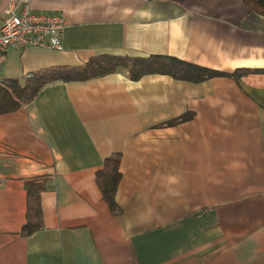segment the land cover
Here are the masks:
<instances>
[{"label":"crops","instance_id":"0c3cea01","mask_svg":"<svg viewBox=\"0 0 264 264\" xmlns=\"http://www.w3.org/2000/svg\"><path fill=\"white\" fill-rule=\"evenodd\" d=\"M33 6L65 14L64 49L11 47L4 78L102 54L251 72L58 80L0 114V264H264V16L243 0ZM115 153L119 214L97 182ZM39 177L43 225L25 236L27 184Z\"/></svg>","mask_w":264,"mask_h":264},{"label":"trees","instance_id":"16d2710c","mask_svg":"<svg viewBox=\"0 0 264 264\" xmlns=\"http://www.w3.org/2000/svg\"><path fill=\"white\" fill-rule=\"evenodd\" d=\"M243 1L252 12L264 16V0ZM117 72L126 74L132 80H139L148 74H165L176 79L202 82L215 76H231L238 79L251 70L242 69L233 74H228L170 55H150L147 57L96 55L79 66H53L27 74L22 78L3 77L0 81V114L15 112L22 106L31 103L51 82L58 80L65 82L85 81ZM191 118L192 114L187 113L170 123L178 124ZM121 179V154L115 153L105 160L103 168L97 173V182L103 197L115 214L122 211L116 200ZM45 189L47 186L41 177L27 184V222L23 229L25 236L32 235L43 225L40 195Z\"/></svg>","mask_w":264,"mask_h":264},{"label":"built area","instance_id":"2783aa9c","mask_svg":"<svg viewBox=\"0 0 264 264\" xmlns=\"http://www.w3.org/2000/svg\"><path fill=\"white\" fill-rule=\"evenodd\" d=\"M67 25L63 12H38L33 0H0V64L11 47L39 46L63 50ZM2 79L0 67V81Z\"/></svg>","mask_w":264,"mask_h":264}]
</instances>
